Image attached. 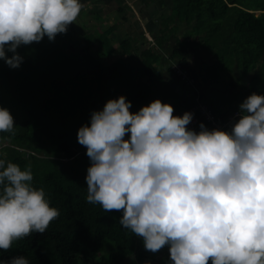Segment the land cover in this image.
<instances>
[{"label": "trees", "instance_id": "trees-1", "mask_svg": "<svg viewBox=\"0 0 264 264\" xmlns=\"http://www.w3.org/2000/svg\"><path fill=\"white\" fill-rule=\"evenodd\" d=\"M100 3L103 10L94 13L82 8L54 41L45 36L44 42L20 46L17 52L24 60L19 68L0 60V107L14 119V134L0 132V159L21 170L31 165L32 185L43 188L50 207L59 211L43 234L32 233L8 251L0 250V260L24 256L29 264H169L167 246L147 251L142 238L120 225L122 212H106L87 201L91 162L78 143V129L90 126L91 113L120 96L131 102L132 113L159 99L181 116L203 102L225 121L252 93L264 95V0H172L160 29L152 33L154 41L143 31L126 32L117 46L108 31L114 28L101 23L113 12L126 21L131 9L126 0ZM183 29L198 39L200 49L217 54L212 61L193 60L187 40L180 37ZM172 40L170 63L164 65L163 52ZM74 42L95 49L85 56ZM140 44L138 59L132 51ZM240 56L250 63L248 81L242 91H234L226 81ZM209 80L229 91L216 87L213 97L199 91L197 86ZM201 123L213 129L203 118Z\"/></svg>", "mask_w": 264, "mask_h": 264}, {"label": "clouds", "instance_id": "clouds-1", "mask_svg": "<svg viewBox=\"0 0 264 264\" xmlns=\"http://www.w3.org/2000/svg\"><path fill=\"white\" fill-rule=\"evenodd\" d=\"M82 7L80 0H0V60L19 68L20 46L54 41ZM131 107L124 96L111 99L78 129L91 162L87 201L122 212L120 225L147 251L167 246L169 264H264V95L244 99L229 130L203 123L190 130L193 114L174 116L159 99L136 113ZM0 132L14 134L13 116L2 107ZM32 181L31 165L21 170L0 159V250L43 234L59 216ZM0 264L29 261L15 256Z\"/></svg>", "mask_w": 264, "mask_h": 264}, {"label": "rangeland", "instance_id": "rangeland-1", "mask_svg": "<svg viewBox=\"0 0 264 264\" xmlns=\"http://www.w3.org/2000/svg\"><path fill=\"white\" fill-rule=\"evenodd\" d=\"M80 3L83 5L82 8L87 9L90 13H94L96 9L99 11L103 10V6H101L100 0H80ZM126 4L130 7L127 14V20H120L118 18V13H107L104 16V21L101 23L102 27L108 28L111 26L113 32L109 31V35L112 37L114 44L119 45V41L126 32L135 33L137 31H143L147 35V38L151 41H154L152 33L158 32L161 27V20L165 18L166 14L170 6L172 5V0H126ZM256 14H260L261 11H255ZM141 15V17H139ZM138 17L140 19H138ZM138 21V23H137ZM128 27V28H127ZM131 27V28H130ZM180 37L187 40L189 44L190 52L192 53L193 60L197 61H207L210 62L214 59V56L217 55L215 52L211 50H202L197 46L198 39L196 37L190 36L188 37L185 34V30L183 29L180 32ZM41 42H44L42 40ZM175 44V40L167 46L165 52H163V64L170 63L168 57L171 53L172 46ZM73 45L77 46L79 50L83 52L85 56L91 54V50L95 49V46L92 48H88L85 43H77L74 42ZM143 50V45H139V49H133L132 55L136 58H140V53ZM250 63L246 61L243 56H240L239 65L235 66L233 72L229 75V80H225L230 84V88L234 91H242V89L247 85L246 71ZM167 76V75H166ZM216 87L223 89L224 94H226L229 90L226 89V86H222L221 82H218L215 85L213 80L207 81L204 85H198L197 88L199 91L205 92L208 96L216 95ZM130 134H126L125 139L129 138ZM7 143V142H6ZM150 264H153L150 262Z\"/></svg>", "mask_w": 264, "mask_h": 264}, {"label": "built area", "instance_id": "built-area-1", "mask_svg": "<svg viewBox=\"0 0 264 264\" xmlns=\"http://www.w3.org/2000/svg\"><path fill=\"white\" fill-rule=\"evenodd\" d=\"M177 70H181V69L178 68ZM186 79L189 78L186 76ZM185 112H191L193 114V120L187 127L190 130H195L197 132L199 131V124L202 122V118L206 120L208 123H210L211 127L213 128H219L221 130H229L231 126V122L238 116L239 113V112H235L230 116L229 119L225 121H220L216 118L211 108H209L208 105L203 102H198L190 109L186 110Z\"/></svg>", "mask_w": 264, "mask_h": 264}, {"label": "crops", "instance_id": "crops-1", "mask_svg": "<svg viewBox=\"0 0 264 264\" xmlns=\"http://www.w3.org/2000/svg\"><path fill=\"white\" fill-rule=\"evenodd\" d=\"M139 17H141V15H139ZM139 17H138V19H140ZM137 23H138V21H137ZM127 28H128V27H127ZM130 28H131V27H130ZM145 34H146V33H145ZM146 35H147V34H146Z\"/></svg>", "mask_w": 264, "mask_h": 264}]
</instances>
